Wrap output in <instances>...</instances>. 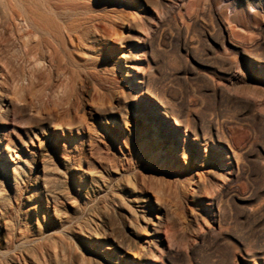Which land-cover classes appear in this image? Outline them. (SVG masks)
Wrapping results in <instances>:
<instances>
[{
	"label": "rangeland",
	"instance_id": "rangeland-1",
	"mask_svg": "<svg viewBox=\"0 0 264 264\" xmlns=\"http://www.w3.org/2000/svg\"><path fill=\"white\" fill-rule=\"evenodd\" d=\"M124 1L128 3L126 21L90 49L87 86L81 93L73 89L66 103L69 106L79 95L71 114L35 132L29 124L5 121L6 142L15 151L0 153V249L36 246L45 264H94L92 251L77 230L101 219L109 235L106 242L127 244L123 257L116 259L122 264H144L141 256L161 219L159 206L164 205L173 218L168 221L171 229L169 237L160 231L165 244L159 254L149 257L151 264H264V153H260L264 139L246 120L262 106L242 97L259 84L255 78L231 75L218 59L224 53L222 33L213 30L212 24L216 14L225 23V32H233L237 43L251 50L261 39L258 27L264 23V0H243L249 17L239 11V0H211L213 13L204 0H185L174 16L190 27L189 33L178 34L174 25L166 26L175 39L162 36L147 53L143 40L135 44L129 36L130 22L136 19L134 9L143 13V6L140 0ZM193 17L210 24L212 34L204 38L192 26ZM131 46L142 50L137 58L152 73V85L163 100L176 109L186 126L209 139L208 146L194 132L187 134L186 127L174 130L168 123L160 139L154 130L148 131L154 122L134 110L123 117L104 118L106 107L130 86L125 79ZM119 61L125 72L116 70ZM112 82L116 89H110ZM10 95L8 102L14 97ZM92 107L98 112L95 115L89 113ZM155 111L169 122L167 114ZM263 122L258 119L256 124L264 129ZM103 132L107 136L102 137ZM224 140L240 152L244 171L233 185L235 195L224 204L219 224L210 200L214 188L207 182L223 171L217 161ZM92 174L106 185L101 181L100 189L92 188ZM128 181L138 198L128 202L126 210L122 199L126 201L130 193ZM144 203L147 208H141ZM146 216L155 222L150 218L145 223ZM166 247L177 249L165 254ZM28 263L35 264L30 257Z\"/></svg>",
	"mask_w": 264,
	"mask_h": 264
},
{
	"label": "bare ground",
	"instance_id": "bare-ground-1",
	"mask_svg": "<svg viewBox=\"0 0 264 264\" xmlns=\"http://www.w3.org/2000/svg\"><path fill=\"white\" fill-rule=\"evenodd\" d=\"M183 1L185 0H140L144 12L138 13L134 9L136 19L134 18L129 25V36H132L133 43L136 44L137 39L143 40L147 53L162 36L169 40L175 39L173 32H166V26L174 25L178 34H188L190 27L179 23L174 16L177 6ZM204 1L213 13L211 0ZM242 3L243 0H239V11L249 17L250 15L245 11ZM127 4L124 0H0V153L7 155L15 151L6 142L8 127L5 123L6 120L9 119L11 124H21L22 126L29 124L32 131L35 132L41 127L56 122L58 117L71 114V109L76 105L79 95L74 96L69 102V106L66 103L70 99L69 96L73 89L77 90V93H81L87 86L85 77L88 71L87 63L90 57H93L89 53L90 49L96 48L101 41L116 33L117 24L126 21ZM238 16L240 15H235L236 18ZM191 20H193L192 26L199 29L204 38L212 34L209 29L210 24L206 26L200 23L197 17H193ZM212 20L213 30H219L222 33L221 47L224 49V53L220 54L218 59L227 65L231 75L255 78L259 84L258 87L246 90L248 96L242 97L245 101L255 100L257 105L262 106L259 112L249 116L246 120L247 123L252 124L253 129L261 133V137L264 139V129L256 124L258 119L264 120V23L258 27V32L261 35L260 41L256 42L250 50L237 43L232 35L233 32L230 34L225 32V23L219 16L214 14ZM122 26L124 27V23ZM200 40L198 39L197 42ZM141 51L139 48L131 46L125 79L128 82L127 85L130 83V86L124 91V94L122 93L116 98L113 105L106 107L102 112L106 115L104 118L123 117L130 110H134L141 113V116L149 123L154 122L150 124L148 131L149 129L154 130L160 139L164 137L165 130L167 132L165 129L167 123L174 130L186 127L187 134L194 132L191 126H186L185 122L179 118L180 114L176 109L164 101L159 91L152 85V73L146 72L143 62L137 58L141 55ZM211 60L213 61V59ZM120 66L119 61L116 70L125 72ZM135 70H139V73L137 74ZM110 89H116L115 82L110 84ZM10 93L14 97L10 98L11 101L8 102L7 98ZM252 93L253 96L250 97L249 94ZM110 97L112 98L111 94ZM93 108L89 110V113L95 115L98 112ZM155 110L167 114L169 122L162 121L161 113L157 114ZM170 134L177 138L172 132ZM194 134L196 139L208 146L209 139L198 132H194ZM101 135H103L102 137L107 136V132H103ZM224 142L226 145H222L220 148L222 154L218 156L217 161L218 167L220 166L223 171L215 173L207 182L211 189L214 188L210 200L213 202L214 221L219 224H221L224 204L235 195L233 185L244 171L240 152L230 144L231 142L229 143L227 140ZM123 149L126 148L122 147ZM260 153H264V148ZM218 176H222V178L217 180ZM101 181L103 180L100 176L92 174L90 186L96 190L100 189ZM103 183L106 185V182L103 181ZM127 186L130 193L126 201L122 199V207L129 210L130 203L128 204V202H136L138 197L134 194L135 187L131 181H128ZM141 199L147 202L145 197ZM158 203L162 204L160 199H158ZM140 206L147 208L146 203ZM159 210L162 212V217L158 216L161 219L157 222L155 233L141 256L145 261L144 264H151V260H148L149 257L157 251L159 254L165 244V241L161 240L160 231L169 237L171 228L168 221L172 218L171 214L164 205L159 206ZM52 215L57 217L56 213ZM202 216L208 221V215L203 214ZM150 218L146 216L144 222L147 223V219ZM152 220L153 218H151ZM153 221L155 222V220ZM195 221L199 223L197 217H195ZM5 225H7L6 221ZM141 226L146 227L143 224ZM200 228L203 229V225H200ZM214 231L215 228L208 233ZM77 232L85 246L92 251L94 264H122L116 259V256L123 257L127 244L106 242L105 239L109 235L103 229L101 219H94L87 226H79ZM5 235H8V232H5ZM5 243H8L7 238H5ZM140 245H142L141 241ZM173 245L171 240L170 246ZM37 248L36 246H27L25 249L20 248L19 250L0 249V264H29V257L35 264H45L38 257ZM176 249H167L166 247L165 254ZM156 255L157 253L154 256ZM84 257L82 254L81 262ZM135 264L137 263L135 262Z\"/></svg>",
	"mask_w": 264,
	"mask_h": 264
}]
</instances>
